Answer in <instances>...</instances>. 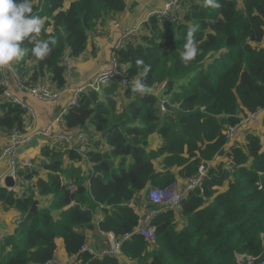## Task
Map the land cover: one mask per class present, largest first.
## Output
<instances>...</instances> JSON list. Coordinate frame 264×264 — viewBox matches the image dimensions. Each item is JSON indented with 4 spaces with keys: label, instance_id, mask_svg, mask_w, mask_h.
<instances>
[{
    "label": "trees",
    "instance_id": "obj_1",
    "mask_svg": "<svg viewBox=\"0 0 264 264\" xmlns=\"http://www.w3.org/2000/svg\"><path fill=\"white\" fill-rule=\"evenodd\" d=\"M32 3L44 20L35 39L52 35L57 43L47 57L38 59L31 53L34 41L25 40L18 77L22 84L37 85L48 75L55 88L65 85L63 56L80 55L97 23L125 7L124 0ZM218 3L217 8H206L204 0H185L174 21L149 16L145 32L127 38L115 54L118 63L127 65L124 72L119 70L130 83L122 85L118 77L99 92L78 93L76 103L62 115V131L85 132L90 138L85 152L77 150V140L70 148L54 141L41 148L39 161L19 170L26 181L21 193L0 187L2 208L21 215L14 233L0 244V264L53 260L56 238L63 239L66 252L76 254L81 264H124L118 254L97 257L87 250L78 252L86 244L87 231L94 229L99 209L105 213L100 230L121 240V254L137 264H255L264 257V144L253 133L247 134L245 146H232L230 168L223 163L209 167L202 192L196 188L181 201V228L174 210L164 209L151 220L154 241L132 233L139 215L130 203L138 191L147 184L163 187L174 181L173 167H181L176 172L183 179L194 176L200 163L223 152L227 141L223 130L238 121L236 113L264 106V0H241L240 6L238 0ZM194 25L198 54L185 65L180 52ZM28 59L33 69L26 76L23 66ZM137 79L145 85L143 94L133 91ZM4 90L0 70V128L22 132L25 110L5 97ZM119 93L127 101L117 114ZM162 99L173 112L161 110ZM89 126L108 149L100 148ZM153 132L163 139L155 150L148 144ZM64 155L88 160L91 171L83 175L80 166H64ZM162 155L163 168L157 171L153 161ZM43 169L45 178L39 176ZM230 178L228 189L217 193ZM37 196L51 199L40 206Z\"/></svg>",
    "mask_w": 264,
    "mask_h": 264
},
{
    "label": "crops",
    "instance_id": "obj_2",
    "mask_svg": "<svg viewBox=\"0 0 264 264\" xmlns=\"http://www.w3.org/2000/svg\"><path fill=\"white\" fill-rule=\"evenodd\" d=\"M125 7L124 9L110 16L108 19L102 20L97 23V26L89 32L85 49L82 51L80 55L73 60L72 67V78L67 84L64 86V91L58 99L55 100H40L30 94L22 84V80L19 79V59L13 60L7 65L0 66V70L2 72L3 82H7V88L10 94L20 100L27 108H30L32 112H28L26 108H24L25 112L23 114V131L22 132H33L35 130H39L44 128L46 125L52 123L53 129L61 132L63 128H65V124L63 119L58 120L55 119L58 117L61 111H66L69 106V103L72 99V92L78 86L84 85L89 79H91L95 74L99 71L105 69L107 63H111L113 57V50L116 42L121 37V33L124 30H132L134 29L133 35L135 36L137 33H144V23L148 20L149 14L152 10H158L160 8L156 7L157 3L165 2L164 0H124ZM239 6L241 2L238 3ZM132 5L133 7H129ZM113 21H115L118 26H114ZM23 51L24 47L21 45ZM69 55V54H65ZM32 64L31 60H26L23 68L27 70V75L29 76L32 72ZM97 64L93 71H89V67ZM104 67V68H103ZM126 64L119 63V69L123 72L126 70ZM23 80H26L23 79ZM44 85H49L52 88H55V85L50 80V76L46 75L44 78ZM164 84L159 85L155 88V91L158 92ZM116 105L115 109L117 114L121 113L123 104L127 101L121 93L116 94ZM161 101H167L166 99H162ZM169 103V102H168ZM92 134L96 137H93L100 145V148L103 150L108 149L106 142L101 138V135L97 133L92 126H89ZM15 130L7 132L0 128V150L9 142V135ZM19 131V130H17ZM249 131L250 133L259 135L261 137V141L264 144V113L258 115L256 119L244 125L239 133L233 136L231 139L227 140L224 145V150L222 153L216 154L211 160L205 163L208 168L216 167L219 164H226L227 168H230L229 164L231 163V148L236 144H240L245 146L246 137L244 133ZM90 140V138H89ZM33 141V146L28 149H20L18 153V148L22 145H19L14 155H7L6 157L0 159V187H5L7 189H11L16 193H21L22 188L19 187V184L15 182L11 187H6L4 182L1 181L2 178L9 175L11 161H16L19 163L25 162L27 160L31 161H39L41 159V148L45 145V141L39 137H33V139L26 143L25 145L30 144ZM163 143V139L161 136L153 132L148 136V144L150 149H157ZM165 155L160 156L159 158L153 161L155 170H162L163 164L162 159ZM73 163L76 166H80L81 173L83 175L88 174L91 171L92 165L88 160L75 161L68 158L66 155L63 156V165L67 166ZM181 168L173 167L172 170L175 172V180L180 185L184 184L188 179H183L177 174V170ZM47 171L44 169L39 171V176L42 178L46 177ZM193 177V176H191ZM190 177V178H191ZM229 180H225L223 185L217 187V193L225 192L230 184ZM69 187L74 189V184L70 183ZM152 188L150 184H147L145 188L138 191L135 195V201H131L130 205L133 207L135 212L139 215L138 225H141L142 219L144 215L147 213V209L149 206V202L147 200L148 191ZM39 200L40 206H47L48 201L51 199L50 196L41 197L37 196ZM175 213V221L177 222V227L181 228L184 224V217L181 215V208L173 209ZM20 212L16 209H3L0 203V244L3 238L7 235L14 233L17 224L20 220ZM105 217V213L102 210H97L94 214V229L87 231V241L85 246L88 248V251L93 254H99L102 249H108L111 247V243L114 236L112 232H103L99 228V222L102 221ZM115 239V238H114ZM55 252L53 256L54 263L52 264H81L79 259L74 255H70L66 252L64 247V242L62 238L55 239ZM8 250V249H7ZM1 255V253H0ZM121 261L124 264H137L133 260L123 256L121 252L118 254Z\"/></svg>",
    "mask_w": 264,
    "mask_h": 264
},
{
    "label": "built area",
    "instance_id": "obj_3",
    "mask_svg": "<svg viewBox=\"0 0 264 264\" xmlns=\"http://www.w3.org/2000/svg\"><path fill=\"white\" fill-rule=\"evenodd\" d=\"M164 8L162 10H152L149 16L156 15L157 17L162 19H166L169 21L177 20L179 17V13L183 2L185 0H164ZM114 26H118V24L113 21ZM134 29L132 30H124L121 33V37L116 42L113 50V57L111 60L112 67L109 69H103L95 74L91 79H89L84 85L78 86L72 92V99L69 105L75 104L77 101L78 93L84 90H93L95 92H99L101 87L109 81L120 78V83L122 85H127L130 83L127 77L122 76L120 74L119 66L117 59L115 58L116 51L123 47L124 42L127 38H131L133 35ZM62 62L64 65V80L65 85L69 82L72 78V58L69 55H64L62 58ZM5 86V90L3 91V95L7 98L12 99L13 102L19 104L22 108H26L28 112H32L30 108H27L25 104H23L20 100L16 97L12 96L7 88V82H3ZM64 85V86H65ZM64 86L62 88H51L48 85L44 84H37V85H27L24 88L33 96L40 100H55L58 99L64 91ZM65 111H61L58 117L55 119L57 122L58 120L62 119V115ZM264 113V106L258 107L254 111H246L241 110L236 113L238 121L234 124H230L225 127L223 130V134L227 140L231 139L237 133L240 132L242 127L249 122L256 119V117L260 114ZM250 133L246 131L244 136L246 137L247 134ZM33 136H37L42 138L45 143L50 144L54 141H59L66 143L68 147L73 146L74 140L78 141V148L77 150L81 153H84L87 146L89 137L84 133H73L67 131H56L53 129V124L50 123L46 125L44 128L35 130L33 132H21V131H13L9 135V142L0 150V159L6 157L7 155H14L15 150L19 145H24L29 143L32 140ZM32 165L31 160H27L25 162L19 163L16 161H11V167L9 175L15 180L16 183L19 184V187L24 190V186L26 181L24 180L23 176L19 174V170L24 169L25 167H29ZM208 174V166L205 163H200L197 168L196 174L189 178L184 184L180 185L176 181H172L166 186L163 187H152L147 194V200L149 205L156 206L155 209L148 208L147 213L144 215L141 225H137L132 233H139L143 236L146 240L152 242L154 239V226L151 224V220L153 215L157 212H160L164 209H175L180 206L181 201L188 195V193L196 188L201 189V182L202 180L207 177ZM3 181V178L1 179ZM73 189L72 187H70ZM260 188V186H259ZM129 234H126L127 237ZM113 241L111 243V247L108 249H102L99 254H93L97 257H102L104 255H117L120 253V246L122 241L114 239V236H111ZM88 251V248L84 245L82 246L78 252ZM92 252V251H91ZM76 256V254L74 255ZM54 263L53 260H49L43 264H52ZM255 264H264V257L259 258V260Z\"/></svg>",
    "mask_w": 264,
    "mask_h": 264
},
{
    "label": "clouds",
    "instance_id": "obj_4",
    "mask_svg": "<svg viewBox=\"0 0 264 264\" xmlns=\"http://www.w3.org/2000/svg\"><path fill=\"white\" fill-rule=\"evenodd\" d=\"M204 7L217 8L219 7L218 0H204ZM43 26L44 20L38 12H34L32 0H0V66L7 65L21 57L23 54L21 44L25 40L30 43L34 41L31 48L33 56L38 59L47 57L57 40L52 35H49L47 39L36 40L33 34L40 33ZM197 28L198 25H194L188 29L183 51L180 52V59L185 65L194 60L198 54L194 40ZM148 70L146 66L145 74ZM133 91L143 94L146 91L145 85L137 79L133 85Z\"/></svg>",
    "mask_w": 264,
    "mask_h": 264
},
{
    "label": "rangeland",
    "instance_id": "obj_5",
    "mask_svg": "<svg viewBox=\"0 0 264 264\" xmlns=\"http://www.w3.org/2000/svg\"><path fill=\"white\" fill-rule=\"evenodd\" d=\"M151 1V0H150ZM241 2V0H238V3H240ZM129 7H133L132 5H129ZM156 7H158V8H160V9H158V10H162L163 8H164V2H160V3H157V5H156ZM118 66H119V63H118ZM72 67H73V60H72ZM96 67H98L97 66V64H95V65H93V66H91V67H89V71H93ZM106 68L105 69H109V68H111L112 67V65H111V63L109 62V63H107V65L105 66ZM104 68V67H103ZM161 110H162V108H161ZM163 111V110H162ZM33 137H35V136H33ZM33 137H32V139H33ZM37 137V136H36ZM33 146V141L30 143V144H28V145H22V146H20L19 148H18V153H19V150L20 149H22V148H24L25 150L26 149H28V148H30V147H32ZM155 239H153V241H154ZM249 259V258H248Z\"/></svg>",
    "mask_w": 264,
    "mask_h": 264
},
{
    "label": "water",
    "instance_id": "obj_6",
    "mask_svg": "<svg viewBox=\"0 0 264 264\" xmlns=\"http://www.w3.org/2000/svg\"><path fill=\"white\" fill-rule=\"evenodd\" d=\"M161 107L163 110L172 111V112L174 111V109L170 106V104L167 101H162ZM3 182L6 187H11L14 185V180L10 175L5 176L3 178Z\"/></svg>",
    "mask_w": 264,
    "mask_h": 264
}]
</instances>
